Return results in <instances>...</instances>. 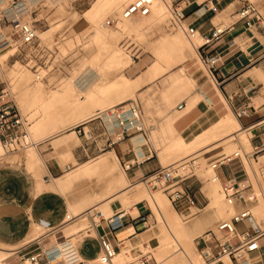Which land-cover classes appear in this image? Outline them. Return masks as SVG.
I'll return each mask as SVG.
<instances>
[{
	"label": "crops",
	"instance_id": "obj_1",
	"mask_svg": "<svg viewBox=\"0 0 264 264\" xmlns=\"http://www.w3.org/2000/svg\"><path fill=\"white\" fill-rule=\"evenodd\" d=\"M5 1L8 0H0V2ZM20 1H12L4 17L5 22L14 19V13L19 7L32 5L30 3L35 0H23L24 4H20ZM168 1L171 5L180 4L186 8L185 23L197 28L201 37L215 28L225 30L218 41L204 47L207 54L218 55L220 58L215 76L207 70L208 74L197 77L195 91L178 104V106L184 104V109L180 111L178 106L176 107L178 112L186 111L174 122L178 134L186 142L188 141L187 143H192L224 119L233 118L246 129L251 151L262 148L264 146V20L262 25L250 29L243 23L232 20L230 15L239 11L248 0H214V10L207 5L209 0H188V6L185 0ZM81 6V2L75 1L69 9L77 10ZM44 7L38 10L41 13L49 12L47 6ZM261 14L264 18V14L262 12ZM24 16L21 14L19 17L23 19ZM47 23L46 21L45 26ZM188 75V80L192 81V76L189 73ZM206 96L211 99L212 105L206 103ZM242 108L248 109V116L238 118L236 113ZM173 110L174 108L171 107L161 111L163 117L159 120L163 125L174 117ZM81 130L83 134L80 136L76 134L77 138L58 135L40 140L31 136L32 146L29 148H36L43 163L39 175L37 171L29 169L26 156H23L20 162L13 164L7 160L0 162V244L15 249L18 255H20L19 246H23L22 248L27 246L22 253L31 251L33 247H38L37 251L43 246L45 249L43 253L38 252L33 255L31 252L32 256L29 258L31 264H71L75 260H77L76 264H111L103 260L105 253L101 246V237L108 239L118 252L114 264H117V259L118 263L129 264L142 258V247L149 242L145 239L151 235V229L147 228L150 224L149 219L153 215L148 214L153 207L148 201L151 208L148 204L142 205V199L136 201L134 194L124 195V192L130 186L143 183L141 181H144L146 176L160 166H164L158 152H163L165 147L155 149L150 139L151 143L145 142L147 154L140 150L141 154L138 155L133 139L140 135H130L116 145L110 146V141L115 140L117 129L114 124L110 128L107 122L98 116L82 124ZM233 135L238 136V133ZM233 135L222 133L200 148L199 151L207 149L204 159L210 161L225 153V146L220 143L227 138L229 140ZM68 140L69 142H66ZM238 144L241 145L239 142ZM22 153H25V150ZM111 153L116 155L118 164L123 167L127 177H121L119 172L111 175L109 169H105L110 164L111 160H108L104 166H99L101 167L99 171H105L106 176L96 185L93 184L81 167ZM263 154H260L258 165L264 164ZM125 164H130V168L125 169ZM218 175L222 182L236 180L247 193L254 189L244 160L222 167L218 170ZM52 181H60V190L43 189L44 192L39 190L41 185L47 186ZM185 185L197 191L200 204L202 201L210 200L205 207L208 209L217 194L216 184L209 188L200 179H191ZM129 203L136 204L128 211L124 210L123 205ZM100 208L111 210V215L107 216L99 210ZM192 210L180 214L187 220ZM90 211H93V215L102 212L106 218L122 212L126 213L125 225L112 232L103 222L101 227H93L87 232L81 231L62 238V242L69 241L75 251L70 258H64L59 243L50 239L54 236H62L69 226ZM215 220H217L216 211L208 221L205 219V221L199 220L193 224L186 222V224L192 231L202 233L205 227ZM36 224L44 230V234H41L40 238L38 236L32 238V241L27 243L26 240ZM78 234L80 235L77 236ZM40 239L43 240L39 241ZM23 257L19 256L20 259H24ZM260 257L258 258L260 260L255 261L263 264L264 249Z\"/></svg>",
	"mask_w": 264,
	"mask_h": 264
},
{
	"label": "rangeland",
	"instance_id": "obj_2",
	"mask_svg": "<svg viewBox=\"0 0 264 264\" xmlns=\"http://www.w3.org/2000/svg\"><path fill=\"white\" fill-rule=\"evenodd\" d=\"M12 1L13 0L0 2V55L11 50V53H9L6 58L2 59L3 57H0V88L4 85H8L11 94L14 93L16 95L17 102L15 99L14 100L19 106L23 115L28 119L30 123L31 135L33 132L32 126L37 117L31 116V113H28V110H25L23 108V105L29 104L35 97L39 96L44 100L48 99V97L54 91H63L65 87L69 88L71 86V82L74 80H77L80 84H83V86L86 87L90 83L91 79H95L96 76L99 80L97 84L94 85V93H97L100 85L106 84L112 87L113 84L118 80H124V77L129 79L132 83H136L146 74H148L150 68L154 65L155 62H157L158 56L162 55L164 61L166 59L168 62H170L171 68L165 73L159 74L158 76L152 78L150 81L145 82L139 87L133 88V90L124 97L128 98L127 100H137L143 106L145 123L147 126H153L151 130V141L154 144L155 149L158 150L161 147H165L164 151L166 150V148L170 145L171 142L175 140L178 134L177 130L175 129L174 122H176L178 118L186 112H178L176 107L186 96L195 91V79L197 77H200L202 74H208L206 66L204 65L201 57L198 56L196 52H194L193 46L190 44V42H188L189 40L186 34L180 31L178 27L172 25L174 21L173 14H171L172 11L170 13L169 9L166 8L167 15L164 21L159 24L149 22L145 23L144 18L137 17L133 20H130L129 22L122 21L117 24L116 27L106 29L105 31L111 38L108 43L116 44L115 46H107L105 45V43L93 40L90 29L86 26L83 18V15L87 11L92 9L95 5H97L100 0H60L57 3L51 0H35L34 2H31L30 4L32 5L28 6L29 10L23 13L25 16L23 17V19L21 18V20L25 22H33V24L39 30V37L41 38L42 42L49 43L50 45L52 44V46L58 43L55 45L56 53L58 55L57 58L54 60L52 59V62H50L49 64V69L40 70L41 74L45 78L43 82H38L35 80L34 71L27 66L28 62L25 61L21 57L20 53L17 52L16 47L10 45L12 47L7 48L8 43L3 44L5 40H8L10 44H13L12 28L10 26L11 24L10 22H5L4 19L9 7L12 4ZM75 1L79 3L81 2L82 6L77 10H70L69 7ZM248 1L256 4L264 14V0ZM20 2V4H24L23 0H21ZM132 2L133 0L125 3V5L120 9H117V11L116 8L107 9L98 19V23L106 22L109 18H116L120 15V12H122V10H124ZM44 5L47 6L46 8L49 12L45 13L44 11L41 13L38 10L40 7H44ZM22 8L25 7L22 6ZM169 8L171 10L170 3ZM46 21L48 22L47 26H45ZM138 25H143L141 31L136 30V27ZM179 35L183 38H186L185 40L188 45H185L183 47L181 55L177 59H173L174 61L169 57L165 58V51H167L165 47V41L167 39L169 40L171 38H176ZM198 42L200 43L201 41L199 40ZM115 47L120 49L122 53H126L128 54V56H131V60L130 58H128V56H124V61L128 62L126 63V65L108 69L107 67H105V64L108 61L109 51L113 50ZM164 64H166V61ZM182 67H184L192 76V81L185 80L178 76V70ZM19 69L25 71V73L19 74ZM130 81L129 83H131ZM111 98L112 100L114 99L113 96ZM114 102L109 104L107 108H111L121 103L120 101H117L115 99ZM67 103L68 102L59 104L58 110L62 108V105H66ZM165 107L166 109H169L171 107L174 108V117L169 119V121H167V123L163 125L159 119L163 117V113L161 111L166 110ZM50 111H53V109L49 108L48 112ZM72 136L74 138H77L75 134ZM227 139L220 143L221 145L225 146L226 154L234 153L241 148L245 152H251L252 150L249 143L240 137L233 140ZM238 142L242 144L241 148V145H239ZM31 149L32 147L26 149L25 153H22L24 151L14 153H7L5 151L3 153L0 149V162L5 160L9 162L13 161L14 163L20 162L23 159V156L28 157L30 155ZM164 151L158 152L164 166H167L173 162L183 160L187 157L191 158L196 155L199 156L201 164V169L198 172L199 179L203 181L205 185H208L209 188L214 185L209 180V178L211 177V172L207 169V161L204 159V153L207 151V149L200 151L196 149L191 152H169L166 154L164 153ZM108 160L111 161L105 169H109V173H112L111 175L119 172L121 173V177H127L125 175L123 167L118 164L116 155L114 153H111L98 157L93 163H90V168L89 166L86 168L81 167L84 171L85 176H87V178L92 181L93 184L96 185L101 181L103 177L106 176L107 173H105V171H99L101 169V167L99 166H104ZM244 161L247 166L250 180L255 192H262L263 195L259 196L258 202L251 206L253 212H256L257 216V211L260 208H263L264 210V178L261 175V171L263 169L262 167L264 165H258L254 161H250L249 163L246 160ZM40 171L41 170L38 167V172L40 173ZM141 182H143L141 183V194H143L144 197L141 196V198L137 200L142 199V205L148 204L149 207L150 204L148 202H150L153 207V210L151 209V213L148 214H153L149 219L150 224L147 228L151 229V235L150 237L146 238L145 241H151V245L153 247L152 255L155 258L153 262L154 264H158L157 254L154 249L158 246V236L161 230L165 227L160 214L153 206L147 183H144L145 181L143 180ZM217 188V194L212 199L209 208L206 209L205 207L208 206L210 200L208 202L202 201V203L200 204L201 207H203L202 212L196 214L195 209H193L191 211V214H189V216L187 217V220H184L183 222L185 224V227H188V224H193L199 220L205 221V219H207L208 221L209 217H211L214 211H216L217 220L205 227L202 233L198 232L199 234L197 237L195 236L191 240L184 237L179 239L180 245L190 254L197 253L200 255V247L197 244V238L203 236L209 230H216L219 222L231 218V216L236 212V209L233 210V208L226 206L225 201H223V198L221 196L222 194L220 184H217ZM159 194H162L167 199V208H165V211L163 209L167 221L174 223L175 221H173L172 216L176 213L179 215L182 212L178 211V213L172 207L169 198L165 193L159 190L155 191L153 193L154 198L156 199ZM207 194L210 198L208 189ZM216 197H218V200H216ZM135 204L136 203L124 204L122 208L128 211V209L130 207H134ZM99 210L105 213L107 216L111 215V210L109 211L103 208H100ZM221 210H225L226 212V215L223 218H220L218 216V213ZM93 216L95 220H99L98 215L95 214ZM186 222H188V224H186ZM86 223L87 225H89L86 226V229L83 230V232H87L90 229H93V221L89 218L88 215ZM79 235L80 234H78L77 236ZM74 241L76 242V240ZM22 247L23 246H19L18 252L20 255H22V257L24 256V259H20V255L17 254L12 258V263L10 262L9 264H26L27 259L32 256V253L33 255H36L38 254V252L43 253L45 251L43 246H40V249H38L37 251L36 249L38 247H33L31 248V251L22 253V250L27 246H25L24 248ZM0 248L5 250L10 249V247L3 244H0ZM164 254L165 255L163 257L165 258V262L163 264H178L182 262L183 254L181 250H179V247L177 245L174 248L172 247L168 249ZM131 260L132 259H130V261ZM226 260L229 261L230 264H232V262L228 258H226ZM76 261L77 260H75V262H72L71 264H76ZM252 264L260 263L254 261L252 262Z\"/></svg>",
	"mask_w": 264,
	"mask_h": 264
},
{
	"label": "built area",
	"instance_id": "obj_3",
	"mask_svg": "<svg viewBox=\"0 0 264 264\" xmlns=\"http://www.w3.org/2000/svg\"><path fill=\"white\" fill-rule=\"evenodd\" d=\"M156 2L157 0H134L124 9L122 19L147 17L152 13ZM185 4L188 6V0H185ZM213 4L214 0L207 2L209 7ZM24 7H19L14 13V19L10 21L13 44L7 43L16 47L17 52L28 62L27 66L34 71L35 79L43 81L45 77L40 70L49 69L52 59L57 58L55 45L58 43L52 46V44L42 42L39 37V30L33 22L21 20L19 16L29 10L28 5H24ZM185 10L186 8L180 4L171 5L174 20L172 25L183 29L187 38L193 41L200 33L197 28L185 23ZM230 17L236 23H243L249 29L256 25H262L264 20L258 6L249 1L239 11L232 13ZM119 20V18H109L105 25L109 28L116 27ZM224 31L222 28L210 30L202 36L204 42L197 49L207 70L214 76L220 58L218 55L207 54L204 47L218 41ZM205 101L209 106L212 105L209 97L206 96ZM183 109L184 104H180L178 110ZM236 114L238 118L246 117L248 116V109L242 108ZM106 115L112 116L113 124L117 129L115 140L110 141V146L116 145L130 135H140L147 144L151 143L153 126L146 125L143 107L137 100L119 103L109 108ZM29 127L30 123L15 102L8 85L2 86L0 89V141L7 153L22 152L31 145ZM74 131L79 136L83 134L81 125L76 126ZM262 153H264V146L255 148L251 152H245L241 148L234 153H223L217 158L207 161V169L211 172L209 180L212 183H220L221 193L227 205L239 209L231 218L219 222L216 230H209L197 238L203 264H225V258H228L233 264H252L256 259L261 258L264 249V229L257 223L256 215L251 206L258 202L259 196H263L262 192L256 193L253 189L247 193L236 180L222 182L218 170L243 160L248 163L250 161L257 163ZM129 168L130 164H125V169ZM262 168L261 175L264 178V166ZM200 169V157L196 155L167 166H160L146 176L144 181L147 183L151 195L158 190L165 193L175 210L186 212L195 209L196 214H199L203 207L200 205L197 191L186 186L185 183L191 179H199L198 172ZM96 215H98V221L94 219L92 214L88 215L93 221L94 228L101 227V223L105 222L110 230L115 232L125 225L126 213L122 212L107 218L102 212ZM100 242L105 253L104 262L114 264V259L118 253L116 248L105 237H101ZM143 248L147 252L141 250L142 258L129 264H154L155 258L152 255L151 241L144 244Z\"/></svg>",
	"mask_w": 264,
	"mask_h": 264
},
{
	"label": "bare ground",
	"instance_id": "obj_4",
	"mask_svg": "<svg viewBox=\"0 0 264 264\" xmlns=\"http://www.w3.org/2000/svg\"><path fill=\"white\" fill-rule=\"evenodd\" d=\"M51 1H54L57 3L60 0H51ZM130 1L131 0H100L97 5H95L92 9H90L83 15L85 24L90 29V33L93 37V40L98 41V42L100 41L101 43H105V45L107 46L116 45V44L108 43V41L111 38L105 30L108 29L109 27L105 25V22L98 23V19L107 9L116 8V11H117V9H120L121 7L125 5V3L130 2ZM166 8H168L171 13L168 0H157V2L153 6L152 13L147 17H141V18H144L145 23L149 22V23L159 24L164 21L167 15ZM210 8L213 9L214 7L210 6ZM123 11L124 10H122V12H120V15L116 17L120 19L118 24L122 21L129 22L130 20L134 19V18L122 19ZM142 28H143V25H138L136 27V30L141 31ZM180 31L184 32L183 29H180ZM44 33H47V32H44ZM185 39L186 38H183L180 35L176 38H171L169 40L167 39L165 41V47L167 51H165L166 54L164 57L165 58L169 57L172 60L177 59L181 55L183 47L185 45H188ZM199 40L201 41L200 43L198 42ZM5 41L3 42V44L6 43ZM188 42H190V44L193 46L194 52H196L198 56H200L197 49L204 42L202 37L199 35L195 38L194 41L189 40ZM11 47L12 46L8 44L7 48H11ZM116 47L113 50L109 51L108 61L105 64V67H107L108 69L113 68V67H121V66L126 65V63H128L124 61V56H128V54L122 53V51H120V49ZM9 53H11V50L0 55V57H3L2 59H4L9 55ZM128 58H130L131 60V56H128ZM165 61H166V64H164ZM165 61H164V58H162V55L158 56L157 62H155L154 65L150 68L148 74H146L136 83H132L129 79L124 77L125 78L124 80H118L117 82L113 84L112 87L106 84L100 85L97 93L96 92L94 93L93 91V89L95 88L94 85H96L99 80L97 79V76H96L95 79L93 80L91 79L90 83L86 87H84L83 84H80L77 80H74L71 82V86L69 88L65 87L63 91H54L53 93H51L48 99L44 100L40 98L39 96L35 97L33 101H31L29 104L23 105V108L25 110H28L27 112L31 113V116L37 117V119L35 120L32 126L33 132H32V135L30 134V138L32 136V138L37 137L38 139L43 140L47 137H55L58 135H65L66 138H73L72 135L74 134L76 135L74 128L76 126L85 124L87 121H89L92 117H95V116L102 117L107 122L109 127L111 128V126H113L112 116L106 115V111L109 109L107 108L108 105L113 103L114 99L117 101H120L121 103L129 101L127 100L128 98H125L124 96L127 95L129 92H131L133 88L139 87L145 82L150 81L152 78L158 76L161 73H165L167 70L171 68L170 62H168L166 59ZM18 71H19L18 72L19 74L25 73V71H22L21 69H19ZM178 76L185 80L189 79L188 72L184 67L179 68ZM36 81L43 82L42 80H36ZM129 81L131 83H129ZM12 95L15 99V94L13 93ZM112 96L114 98L113 100L111 98ZM65 102H68V103L66 105H62V108L58 110L59 104H64ZM49 108H52L53 111L48 112ZM236 122L237 121L233 118L224 119L219 125L207 131L203 135L199 136L192 143H187L178 134L175 140L171 142L170 145L166 148L164 153L166 154L169 152H191L196 149L199 150L203 146L210 143L212 140L216 139L222 133H226V134L228 133L232 135L233 133L235 134L238 133V136L233 135L231 136L229 140L238 139L240 137L249 143V138L246 133L247 132L246 129H244L239 122L237 123ZM29 132H30V127H29ZM66 142H69V140ZM133 143L135 145L138 155L141 154L140 150H143L144 154H147L146 153L147 151L145 149L146 143H145V140L142 139V137L140 138V136H135V138L133 139ZM30 146H32V144ZM29 147H27L26 149H28ZM241 147H242V144L240 148ZM0 149L3 153L5 152L1 144V141H0ZM30 151L31 153L27 157L29 169L32 171L35 170L38 172V167L40 168V170H42L41 164L43 163L39 159V156H38V153L35 147H33ZM11 163L13 164L14 162L12 161ZM258 163L259 162H257L256 164ZM263 165L264 164H262L261 166ZM88 166L90 168L91 164H86L82 167L86 168ZM26 168H27V165H26ZM37 174L39 175L40 173L38 172ZM214 184H216V188H217V184L219 183H214ZM45 185L44 186L41 185L39 190H42V191L43 189L60 190L61 188L60 181H52L49 185L47 186ZM141 185L142 184H136L134 186H130L127 190H125L124 195L132 193L136 196V200L141 198V196L144 197L143 194H141L142 193ZM151 196H152L151 198H152L153 206L156 208V210L160 214L162 222L165 227L161 230L158 236L159 245L157 246V248L154 249V251L157 254L158 264H163L165 262L164 261L165 258L163 257L165 255L164 253H166L168 249L172 247L174 248L176 245L179 247V250H181L183 254L182 262L178 264H203L202 257L199 254L197 253L190 254L179 243V239L184 237V238H188L191 240L193 237L195 236L197 237L199 233L196 231H192L188 227H185V224L183 222L186 219V217L182 214H179V215L177 213L174 214L172 218H173V221L175 222L174 223L168 222L163 212V209L165 211V208H167V204H168L167 199L162 194H159L156 199L154 198V195H151ZM216 200H218V197H216ZM223 200H224V197H223ZM225 204L226 206H228L226 202ZM228 207H233V206H228ZM92 213L93 211H90L89 213H86L83 217H80V219L76 223H74L73 225L69 226L66 229L65 233H63L62 236H54L50 239V241L55 240L56 242L59 243L60 252L64 258H70L71 254H73L75 251H74V246L69 241L62 242L61 239L66 238L70 234L78 233V232L85 230L86 226L89 225V224L87 225L86 223L87 215L92 214ZM225 215H226L225 210H221L218 213V216L220 218L225 217ZM255 215H256V212H255ZM256 218H257V223H259L261 227L264 229V210L263 208H260L257 211ZM43 232L44 230L41 229L36 224L33 227L32 232L29 238L26 240V242L27 243L31 242L32 238H35L37 236L39 237L41 234H44ZM42 240L43 239H40L39 241H42ZM143 251L147 252L145 248H143ZM16 254H17V251L15 249L5 250V249L0 248V264H9L11 260L13 261L12 258L16 256ZM116 262L117 264H122V263H118V259L116 260ZM225 262L226 264H230L229 261L226 260V258H225ZM26 264H31L30 259H27Z\"/></svg>",
	"mask_w": 264,
	"mask_h": 264
}]
</instances>
